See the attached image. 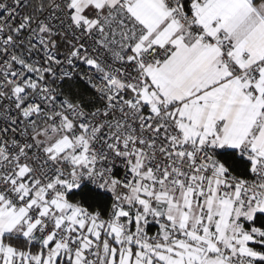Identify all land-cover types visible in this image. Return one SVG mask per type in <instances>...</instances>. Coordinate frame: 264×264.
Here are the masks:
<instances>
[{
  "label": "snow or ice",
  "instance_id": "6c2138e0",
  "mask_svg": "<svg viewBox=\"0 0 264 264\" xmlns=\"http://www.w3.org/2000/svg\"><path fill=\"white\" fill-rule=\"evenodd\" d=\"M0 264H264V0H0Z\"/></svg>",
  "mask_w": 264,
  "mask_h": 264
}]
</instances>
